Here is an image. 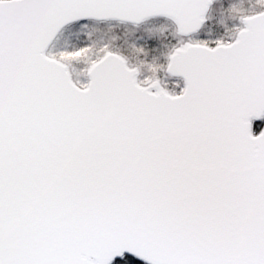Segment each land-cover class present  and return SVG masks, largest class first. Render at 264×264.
Here are the masks:
<instances>
[{"label": "snow or ice", "instance_id": "6c2138e0", "mask_svg": "<svg viewBox=\"0 0 264 264\" xmlns=\"http://www.w3.org/2000/svg\"><path fill=\"white\" fill-rule=\"evenodd\" d=\"M0 264H264V0H0Z\"/></svg>", "mask_w": 264, "mask_h": 264}]
</instances>
